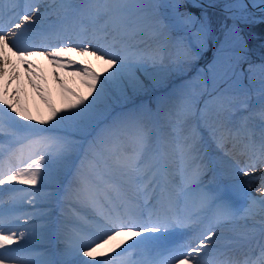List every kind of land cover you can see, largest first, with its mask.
Returning <instances> with one entry per match:
<instances>
[{
	"label": "snow or ice",
	"instance_id": "obj_1",
	"mask_svg": "<svg viewBox=\"0 0 264 264\" xmlns=\"http://www.w3.org/2000/svg\"><path fill=\"white\" fill-rule=\"evenodd\" d=\"M257 22L264 0H0V77L10 76L0 90V264H264V123L257 139L252 116L232 114L235 98L258 84L264 121V60H251L245 33ZM145 25L155 33L147 47L135 42ZM34 34L61 43L36 44ZM8 52L25 66L47 119L9 97L18 73L14 65L9 73ZM39 56L79 77L86 93L53 73L65 97L54 106L35 82L44 79ZM163 85L155 111L133 102ZM161 120L170 131L154 136ZM205 135L223 156L207 157ZM79 141L88 142L83 158ZM232 150L243 163L224 159ZM218 169L230 185L206 182ZM229 190L246 198L242 212ZM61 197L74 220L54 230ZM237 217L259 218L255 246L244 243L247 223L231 238L221 232ZM53 237L62 247L49 249Z\"/></svg>",
	"mask_w": 264,
	"mask_h": 264
},
{
	"label": "bare ground",
	"instance_id": "obj_2",
	"mask_svg": "<svg viewBox=\"0 0 264 264\" xmlns=\"http://www.w3.org/2000/svg\"><path fill=\"white\" fill-rule=\"evenodd\" d=\"M33 42L36 44L42 43L45 46L49 44L55 45V44L61 43V41L56 38H50L48 40H44L41 38L39 34L33 35ZM135 42L137 43L142 42L144 47L153 45L155 43V33L152 32L150 27L145 25L143 29L140 31L137 37V40ZM7 55L11 61V63L8 65L9 73H11L13 65L15 66V71L18 73V78L11 79V82L8 85L7 92L9 94V97L11 98L12 94L15 93L14 102L18 103V106L26 109L30 115L47 119L48 107L43 101H41L40 96L33 89V87L29 85L28 73H27L25 66L18 63L16 56L13 55L12 52H8ZM34 62L37 65V68L39 69V74L42 75L44 78L43 81L36 80L35 82L43 90H46L45 91L46 99L50 100L54 106L62 107L65 102V97L60 90V85L56 83L53 73H55L56 76L59 77L61 80H63L69 87H72L80 91L81 93H86V89L83 88L80 84L79 77H74L70 71H67V70L61 71L59 69L54 68L53 65H51L50 62L43 56L36 57ZM92 66L96 69L97 72H102L103 68L105 67L104 65H101L95 61L92 62ZM147 67H148V72L153 71L151 65H148ZM9 78H10L9 74H6L3 77H0V90L3 89V86L9 80ZM166 86L168 85L158 87L157 89L155 88V91L153 92H155V94L157 95L163 94L168 89L167 88L162 91V89ZM4 107L6 106L0 104V108H4ZM9 114L14 115L11 113ZM252 114H254L253 111L249 112L248 114L247 112L244 111L243 113H237V115H234V116L235 118L238 117L237 120H241L251 115L252 118H251L250 126L254 129L257 139H259L260 128L252 125V122L253 120L257 122L260 118L259 117L257 118L256 116H253ZM20 123H23V121H20ZM262 123H264V121H262ZM196 125L197 124L195 123L193 119L192 128L195 129ZM165 131H170V130L165 127L163 120H161L159 125L157 126V131L154 132V136L163 135ZM197 138H199V134H197ZM205 141H206V138H205ZM209 143L206 142L204 144L203 146L204 152L207 154V157L218 159L219 154L217 153L218 157L214 154L213 150L210 147L211 145H209ZM87 146H88V143H87ZM229 147L231 146L229 145ZM84 153L85 152H83V155ZM230 153L233 155V156L231 155V157L229 156L232 160H235L233 159V157L241 161H244L245 159L243 156L239 154L238 150H232ZM220 155L222 156L221 153ZM81 158H83V156ZM76 163L79 164V160H77ZM257 175H259V172L253 173V175H250V177L257 176ZM250 177H244L243 175H241L239 179H242V181H247L249 180ZM68 179H71V176H69ZM222 181H226L227 184L226 185L224 183L222 184L221 183ZM206 182L212 183V184H219L223 187V186L230 185L231 177L225 175L223 170L218 169L214 172L209 173V175L206 177ZM66 183L67 181H65V184ZM258 186H259L258 182L256 181L252 182L251 188H250L251 196L260 198V192L257 190ZM7 187L9 186L6 185L5 188ZM52 190L54 189L51 188L49 191H52ZM231 193L230 191L227 192V195L229 196V198L234 202L238 210L240 209L243 210L247 204L246 198H244L241 194L237 193L239 197H236L237 199H234V196L232 195L233 193L232 194ZM73 212H74V208L72 207V205L68 201H65L63 197H61L59 206L55 207V216H54V219L56 220V223H58L57 225L59 226V228L61 227V225H65V224L70 225V223L74 220ZM245 223H247L248 240L244 241V243L255 246L257 241L260 239V234H259L260 225H259L258 217L255 221L248 220L247 222H245V220L242 219L241 217H237V221L235 224H228L224 226L221 229V232L223 233L225 237L231 238L233 236V229L239 227L240 230L243 231L244 230L243 226L245 225ZM58 226H56L54 230H57ZM224 243L227 248L232 249V251H229L227 253L229 256L238 257L240 255V253L236 251L235 245L229 243L227 240ZM50 244H51L52 250H55L56 244L54 242V238L50 242H48V247Z\"/></svg>",
	"mask_w": 264,
	"mask_h": 264
},
{
	"label": "rangeland",
	"instance_id": "obj_3",
	"mask_svg": "<svg viewBox=\"0 0 264 264\" xmlns=\"http://www.w3.org/2000/svg\"><path fill=\"white\" fill-rule=\"evenodd\" d=\"M190 10H192L194 12H198L199 11L198 9H190ZM210 12H213V10H210ZM212 18H213V22L216 23V15H215L214 12H213ZM245 33L248 35V38H249L248 39V43H249V49H250V58H251V60L254 63H259L261 60H264V22H257V23L252 24L249 27H246L245 28ZM210 58H211V52L207 53L203 57V59H201L199 62H197V64H195L193 66L192 69L188 70L185 79H188V78L192 77L195 74L196 69L198 67H203L205 65V62L207 60H209ZM173 79H176V78L173 77ZM256 80H257V82L259 81V76L256 77ZM244 83H245V85H247L248 81L245 80ZM257 87H258V84L256 86H253L252 88H250L249 89V95H247V96L238 95L235 98V103H236L237 106L232 109V114L233 115L234 114L237 115V113L239 111H247L248 109H250V111H248V113L253 111V113H255V115H253V116H256L257 118L258 117L260 118L259 114H257V113H259L258 110L260 109V96H259V92L256 90ZM167 88H168V86L164 87L162 89V91L167 89ZM153 91H155V89L149 90L148 92L143 93V94H141L138 97H134L133 102L135 104H137V105L143 104L146 107L150 108L152 111H155L156 110L157 97L163 96L165 94V92L163 94H158L157 95ZM245 101L247 102L246 106H245V103H244ZM203 102H204L203 100H200L198 98V103H199V107L200 108L204 107V103ZM241 109H243V110H241ZM213 111H215V109H213ZM193 119H194L195 123L197 124V115H196L195 111H194V118ZM256 124H258V125H256V127L260 128V126L262 124V121L260 120ZM201 126H203V122L202 121H201ZM205 138H206V141L209 140L207 135H205ZM79 143L82 144V149L80 151V156L82 157L83 156V152L87 151V148H88L87 143L88 142L87 141H79ZM4 148H6V147L5 146L1 147L0 151H2ZM212 150H213L214 154L217 156L218 152H217L216 147H215L214 144H212ZM218 154H219L218 156L221 157L220 153H218ZM222 156H223V154H222ZM229 156L230 155L228 154V156L224 157V159L229 164L236 163ZM250 175H253V173H250ZM240 180L242 181V179H240ZM222 183H224L225 185L227 184L226 181H222ZM16 187H19V186H16ZM44 188L45 189H43L42 191H49L51 189L50 186H45ZM230 193H231V191H230ZM232 195L234 196V198L235 197H239V195L237 193H233ZM235 199H237V198H235ZM240 211L242 212L243 210L240 209ZM57 224L58 223H56V220H55V225L53 227L56 228V226H58ZM58 229H59V226L57 227V230ZM53 238H54V242L56 244L55 250L60 248V247H62V245L59 244L58 240H56L55 237H53ZM12 247H15V246L13 245ZM49 249L52 250L51 244L49 245ZM113 255L115 256V254H113Z\"/></svg>",
	"mask_w": 264,
	"mask_h": 264
}]
</instances>
